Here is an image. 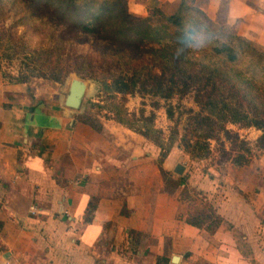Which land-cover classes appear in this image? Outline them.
Returning a JSON list of instances; mask_svg holds the SVG:
<instances>
[{"label":"crops","instance_id":"0c3cea01","mask_svg":"<svg viewBox=\"0 0 264 264\" xmlns=\"http://www.w3.org/2000/svg\"><path fill=\"white\" fill-rule=\"evenodd\" d=\"M127 1L138 15L181 2ZM194 1L264 48V0ZM69 88L32 94L0 79V264H264V152L220 171L185 166L186 185L223 218L212 231L190 221L184 186L166 188L161 169L176 180L180 146L159 164L135 130L85 123Z\"/></svg>","mask_w":264,"mask_h":264},{"label":"trees","instance_id":"16d2710c","mask_svg":"<svg viewBox=\"0 0 264 264\" xmlns=\"http://www.w3.org/2000/svg\"><path fill=\"white\" fill-rule=\"evenodd\" d=\"M22 1L30 4L28 10L33 17L43 11L41 14L49 13L50 20L57 18L65 23V18L71 16L75 30L111 47L113 53L103 60L109 66L98 77L102 91L110 93L114 100L110 105L112 117L108 118L135 130L160 148L159 164L175 146L178 129L165 139L164 131L155 127L153 116L145 115L144 111L139 117L129 113L117 102L123 100L118 96L138 90L170 100L177 95L192 93L200 111L193 113L194 122L187 124L186 133L181 138V145L192 158L203 157L197 152L209 150L210 140L216 139L220 133L229 135V123L261 130L257 148L264 152V48L237 35L231 27L216 24L196 6L194 0H181L173 14L155 7L148 16L132 13L127 0ZM52 9L56 15L52 14ZM193 22L205 24L215 36L199 50L181 49V33ZM27 80L26 77L18 79L19 82ZM167 113L169 118L174 116L172 108ZM82 120L95 128H102L99 119L84 115ZM238 148L249 152L245 140ZM247 161L244 155L234 160L237 164ZM161 170L169 191L184 186L182 194L189 205L190 221L216 230L223 218L207 196L190 189L184 177L174 173V182H177L170 185V174L163 168ZM157 264L172 263L168 257L160 256Z\"/></svg>","mask_w":264,"mask_h":264},{"label":"rangeland","instance_id":"374dc122","mask_svg":"<svg viewBox=\"0 0 264 264\" xmlns=\"http://www.w3.org/2000/svg\"><path fill=\"white\" fill-rule=\"evenodd\" d=\"M28 6L30 4L22 0H0L1 82L25 83L32 94L40 91L45 95L52 93L57 87L60 90H68L73 79H80L87 84V91L80 108L84 112L83 116L99 119L100 122L113 120L108 117H112L110 105L114 100L110 93L102 91L103 87L98 81L101 71L109 66L103 60L105 56L108 57L113 53L111 47L102 40L85 36L75 30L71 16L65 18V23H61L57 18L54 21L50 20L49 13L41 14L43 11L33 17ZM151 10L149 9L147 15L140 16H148ZM52 14L56 15L53 9ZM219 20L216 24H225L223 19ZM48 49L51 51L46 52ZM18 77H26L28 80L19 82ZM118 97L123 100L119 99L117 102L124 105L129 113L139 117L144 111L145 115L153 116L155 127L164 131L165 139L171 136L174 129H178L174 147L180 146L184 155L182 153V157L177 162H181L190 171L203 169L220 171L243 155L248 160L250 157L253 160L255 156L259 158L257 139L262 131L254 127L244 128L234 123L227 125L231 135L220 133L216 139L210 140L209 150L203 149L202 152H197L203 157L192 158L181 145L187 124L194 122L191 118L193 113L200 111L192 93L165 100L137 90L136 93ZM169 108L174 110L172 118H169L167 113ZM237 134L239 138L236 137ZM243 140L246 141L249 152L238 148ZM186 174L189 172L185 169L183 175ZM168 181L172 186L177 182L169 177Z\"/></svg>","mask_w":264,"mask_h":264},{"label":"clouds","instance_id":"9594fccd","mask_svg":"<svg viewBox=\"0 0 264 264\" xmlns=\"http://www.w3.org/2000/svg\"><path fill=\"white\" fill-rule=\"evenodd\" d=\"M214 36L215 34L212 33L205 24L193 22L181 33L179 39L183 41V44L179 46L181 49L183 47H189L194 51L199 50L213 39Z\"/></svg>","mask_w":264,"mask_h":264},{"label":"water","instance_id":"95a60500","mask_svg":"<svg viewBox=\"0 0 264 264\" xmlns=\"http://www.w3.org/2000/svg\"><path fill=\"white\" fill-rule=\"evenodd\" d=\"M87 91V84L80 79H73L69 88V94L66 97L65 104L73 109H80ZM185 165L178 164L175 168V172L178 175H183L185 171ZM173 262L178 261V257L172 259Z\"/></svg>","mask_w":264,"mask_h":264}]
</instances>
